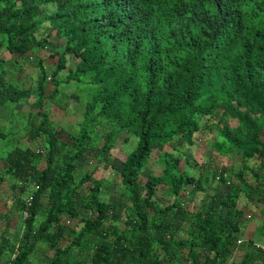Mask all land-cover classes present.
Here are the masks:
<instances>
[{
	"label": "trees",
	"instance_id": "1",
	"mask_svg": "<svg viewBox=\"0 0 264 264\" xmlns=\"http://www.w3.org/2000/svg\"><path fill=\"white\" fill-rule=\"evenodd\" d=\"M58 38L64 50L50 46ZM1 44L11 58H0V108H15L29 95L11 86L8 73L16 66L4 64L32 62L36 49L50 46L56 87L49 93L41 87L32 103L38 110L22 118V125L14 109L6 114L7 129L0 130L5 146L17 143L5 156L0 153V163L15 179L9 184L11 210L20 214L19 229L10 232L7 224L0 233V264L230 263L244 222L238 202L245 196L247 206L255 207L253 201L264 199V0H0ZM67 59L75 69L63 80L85 93L76 134L45 110L48 100L63 106L55 97L56 79ZM39 66L42 82L49 70L44 61ZM216 115L221 126L209 147L223 156L235 148L243 161L239 169L233 160L232 167L214 169L213 177L230 188L207 193L194 210L185 204L206 191L211 163L189 175L180 169L182 159L188 160L182 149L198 141L201 120ZM124 131L136 137V145L126 160H111ZM22 136L30 145H20ZM175 141L178 148L165 149ZM156 149L160 174L146 167ZM80 159L116 169L123 198L101 195L111 182L95 176L97 165L79 176L86 165ZM159 187L168 196L163 206ZM247 244L260 251L242 264H264L255 240Z\"/></svg>",
	"mask_w": 264,
	"mask_h": 264
},
{
	"label": "rangeland",
	"instance_id": "2",
	"mask_svg": "<svg viewBox=\"0 0 264 264\" xmlns=\"http://www.w3.org/2000/svg\"><path fill=\"white\" fill-rule=\"evenodd\" d=\"M48 9L52 10L54 9V5L50 4L48 5ZM43 15V14H41ZM21 18V16H20ZM20 18L18 19L17 22H19ZM49 27V26H47ZM49 29L46 31V33H48ZM60 43L63 44L64 39H60ZM57 41H55L52 45H50L51 47L56 46ZM61 46V45H60ZM63 46H66L65 44ZM62 46V48H63ZM38 51H35L36 54H39L40 51H42L41 49H36ZM49 50H51V48H49ZM46 50V51H49ZM64 50V49H62ZM4 51H6V49L4 48ZM10 53L8 52L7 55H2L1 58H10ZM34 64L36 66V64L38 65L39 60L37 61L36 59H38L39 57H34ZM48 61V60H47ZM55 59H50V62H55ZM31 63L27 62L25 60H23L22 58L19 59H13V60H8V62L6 64H4V66L6 68H14L16 70H19L20 68L24 67L26 72L24 71V74L22 75V72L19 74L18 77L15 78V76H13L12 74L8 73V78L9 80L12 79L11 81H14L13 83H11L12 87H15L17 89H20L22 91L25 90H30L28 91V94L31 96H25V101H22V118L26 117L29 113V108L31 105L30 100L33 99V97L35 95H37L39 87H40V83H41V79L40 78H36L34 80V78L37 75V71H35L33 73V77L31 76V74L29 73L30 70H33L34 68L31 67ZM31 77L32 79V86L29 88H23V86H28L31 81L28 80V78ZM46 84H49L48 82ZM59 87V92L56 93L55 97L56 100L61 103L65 108L67 105H69V108L67 109V112H65L63 114V112L60 111V113H55L52 110V106H50V109L52 110L51 112V118L53 120H58L59 123L63 124L70 132L72 133H77L78 129H79V125H80V121L83 119L82 115L84 117V113H85V107L83 106V104L81 102H74L72 101V99H68L67 97L64 96V92L67 94H71L70 91H72V89H70V91L68 89L63 88L61 85H58ZM78 88V87H77ZM52 89L53 86H52ZM75 92V91H74ZM76 95L80 98L84 97L85 93L81 92H75ZM29 101V104L27 103ZM78 104H81V106H78ZM47 106V104H46ZM12 107H10V105H8L7 108L2 107L0 108V130L1 129H7L8 127V123L3 121V117L4 115H6L7 112L12 111ZM16 119H20V116H15ZM9 118V117H8ZM219 118H222L221 115H216L215 117H211V119L209 121L206 120H201L200 122V127L201 129L195 134V139L198 140L195 142L194 146L189 147V146H185L183 147L182 151L183 154L187 155L188 160H184L182 159L181 165H180V169L184 170L186 173H188L189 175L191 173L199 175L201 172H205L206 171V165L207 162H210V168H208L211 171V175L209 176V180L210 182L208 183V185L206 186L207 189L206 191H201L195 195H193V202H186L185 205H187V207L189 208H193L194 210L197 208V203H199L200 201H202L203 197L206 196V194H224L225 192L228 191V189L230 188V186L228 185H224L221 186V184L219 183V178L217 177H213V170L214 169H220L222 166L228 165V164H232L229 160H233L235 163V167L236 169H239V167H241V162L243 161L242 156L238 153V151L233 148L229 153H227L225 156L221 155L218 150L216 148H210L209 147V142L210 140H213L214 137L212 133H216V131L218 130L217 128L220 127L218 124ZM18 122V121H17ZM22 121H20L19 124H21ZM18 124V125H19ZM231 125H236L237 124V120L236 119H232V121L230 122ZM206 125H209L212 127H215V131L213 130V128L211 130H208L209 128L206 127ZM21 128V127H20ZM22 130H24L22 128ZM21 130V131H22ZM22 134V132H20V135ZM126 133L123 132L122 136L118 139V141L116 142V146L113 149V156L114 157H119L121 159H125L126 154L128 152V149L131 148V146L129 144H125L123 143L124 140L122 139L124 137ZM18 135V134H17ZM213 137V138H212ZM28 140V138L26 136H22V142L20 143V145L22 146L26 141ZM10 142V141H8ZM17 143L15 142H10L9 144H7L5 146V142L4 141H0V153L2 156H5L7 154L8 149L6 148H13L16 146ZM166 149L169 150V152H173L172 147L166 146ZM160 151L158 149L154 150V152L151 154L148 162L146 163V167H148L149 169H151L154 173L156 174H160L163 171V165L160 164V162L157 160V157L159 156ZM84 159H80L79 162H86L85 167L82 169V173L79 176H82V174L84 173L86 168L89 169H94L95 165H97V169L95 171V176L98 178H105L107 180H109L111 182V189L109 191H103L101 193V195L109 200H113V201H117L121 198H123V195H121L122 189H123V184L121 183V179L122 177L120 176V174H118V172L115 171H106L104 170L99 164H98V160H90V161H83ZM252 165L254 167H258V164H254L252 163ZM233 166V164L231 165V167ZM234 167V168H235ZM0 175L2 176V178L4 179L0 185V233L5 231L7 228V224L8 227L10 228V232H14L17 229H19V225H20V214H18V211L13 212L11 209L13 207V192L10 188H9V184L13 183V181L15 180L13 177H11L10 174L6 173V168L3 162L0 163ZM0 176V177H1ZM143 176V175H142ZM232 177V172L227 173V179L230 180ZM247 177L248 179H250V175L249 173H247ZM144 179V178H142ZM204 181V180H203ZM205 183V182H204ZM166 188L160 187L159 188V195L160 196H164L165 198L168 197L165 194V190ZM188 190L190 189V186H188L187 188ZM262 191V190H261ZM259 190H257V192H261ZM258 194H256L257 197ZM188 197V196H187ZM186 197V198H187ZM34 199V198H33ZM170 199V198H169ZM33 201V200H32ZM31 201V203H32ZM194 201H196L197 203H195ZM249 200L247 197L243 196L241 198V201L238 202V205L240 208H245L244 204L247 203ZM167 202V201H166ZM165 202V203H166ZM225 209V208H224ZM229 208H226V210H228ZM84 213L87 215L89 213V210L84 211ZM6 214H10V217L7 218L4 215ZM68 221H74V220H68ZM76 221V219H75ZM244 226V225H243ZM264 228V227H263ZM261 236H264V229L261 231ZM257 253V251H255ZM234 256H236V254H234Z\"/></svg>",
	"mask_w": 264,
	"mask_h": 264
},
{
	"label": "clouds",
	"instance_id": "3",
	"mask_svg": "<svg viewBox=\"0 0 264 264\" xmlns=\"http://www.w3.org/2000/svg\"><path fill=\"white\" fill-rule=\"evenodd\" d=\"M60 39H63V38H58L56 41H57V44L60 46L61 45V50H62V46L65 44V43H63V44H61L60 43ZM4 48L6 49V51H4ZM49 48H50V46H48V47H46V48H41V50L42 51H40V53L39 54H36L37 56L36 57H39L38 59H36L37 61L39 60V62H38V65L36 64V66H35V64H34V59L35 58H33V60H32V62L30 61V63L32 64L31 65V67H33L34 69L33 70H30V74H31V76L33 77V73L35 72V71H37V75H36V77L34 78V80L36 79V78H40L41 79V74H40V66H39V64H40V61H44V63H45V66H47V68H48V70H49V75H48V77H47V79L46 80H44V81H42L41 82V86L39 87V90H38V93H37V95H35L34 97H33V99L32 100H30V101H32L31 102V105L29 104V101L27 102L29 105H30V108H29V113H35V112H37V110H38V108H35V107H33V105H32V103L35 101V99H36V97H38L39 96V93H40V89H41V87H44V88H46V90L48 91V93L49 92H51L53 89H52V86H53V88H55L56 87V83H54L53 82V79H52V71H53V68L51 67V64L53 63V62H50V59H52V58H49V55L51 54L50 53V50H49ZM46 50H49V51H46ZM9 51L7 50V48L5 47V45H3V44H1L0 45V58L2 57V55H7V53H8ZM11 55V54H10ZM10 58H11V56H10ZM10 58H8V59H10ZM6 59V58H5ZM48 60V61H47ZM75 60H76V62H78V60H80V58L79 57H76L75 58ZM65 67L63 68V70L60 72V73H58L59 75L57 76L58 78L56 79V81H57V83H58V81L60 82L59 84L63 87V88H65V89H68L69 91H70V89H72V91H70L71 93H75L77 90L75 89V86H74V84H72V83H67V82H65L63 79H64V77H66V75L68 74V72H69V69L71 68V69H75L74 67H75V65L73 66L72 65V61H70V59H67V63H66V65H64ZM24 71L26 72V70H25V68L24 67H22V75L24 74ZM11 74L13 75V76H15V78L16 77H18L19 76V74H17V73H15V72H11ZM67 79H68V76H67ZM28 80H30L31 81V83L28 85V86H23L22 85V87L25 89V88H29V87H31L32 86V79H31V77H29L28 78ZM12 82H14V81H12ZM49 83V84H46V83ZM27 92L28 91H30V90H26ZM75 91V92H74ZM28 96H31V95H28ZM25 97H22L21 98V101L20 102H18V104L16 105V107H17V109H19V108H22V101H25V99H24ZM80 97H78V96H76V98H74V97H71V99H72V101H74L75 103L78 101V102H81L82 103V101L79 99ZM70 99V100H71ZM83 104V106H84V103H82ZM51 105H53L52 106V110L54 111V109H57V110H59V111H61V112H66L67 111V109L69 108V105H67L66 106V108L64 107V106H62V107H60V106H58V105H55V104H53V103H50V100H48V103H47V106L45 105V110L46 111H48L47 113L49 114V117L51 118V112H52V110L50 109V106ZM78 106H81V104H78ZM13 111V110H12ZM15 111H19L20 112V119H22V110L20 109V110H15ZM55 113H56V111H54ZM215 117V116H214ZM52 119V118H51ZM14 120H19V119H14ZM53 120V119H52ZM54 122H55V120H53ZM126 134L124 135V137L122 138L123 140H124V142L123 143H125V144H129L130 146H131V148H129L128 149V152H127V154H126V157H125V159H121V158H119V157H114L112 154H113V149L115 148V146H116V143L114 144V147L111 149V160H114V159H119L120 161L119 162H121V161H124V160H126L127 159V157H128V155L130 154V152L133 150V148L135 147V145H136V142H137V139H136V137H133L128 131H124ZM123 133V132H122ZM119 139V138H118ZM43 139L42 138H40L39 140H38V143H39V147H40V145H43V141H42ZM195 141H196V139H195ZM43 142V143H42ZM210 143V142H209ZM26 145H28V144H26ZM178 145H179V143L177 142V141H175L174 143H169V144H167L166 146H169V147H172V149H173V147H176V148H178ZM166 146H165V149H166ZM187 146H189V145H187ZM39 147L37 148V151H39ZM184 147V146H183ZM189 147H192V146H189ZM230 152V151H229ZM228 152V153H229ZM104 170H106V171H109V170H111V171H115L116 169H113L111 166H104V165H100ZM12 177V176H11ZM217 178H219V176H217ZM109 181V180H108ZM110 182V181H109ZM188 186H190V189L188 190L187 188H188ZM160 188V187H159ZM191 188H192V186L190 185V184H188L187 186H186V188L184 189V191L182 192L183 194H186V197L188 196V194H189V192H190V190H191ZM158 192H159V189H158ZM122 193V192H121ZM121 195H124V194H121ZM29 198V197H28ZM27 198V199H28ZM27 199H26V201H27ZM162 199H164V197L163 196H160L159 195V193H158V201H159V204H161L162 206H163V204H164V201H162ZM243 242V240L242 239H239L238 240V243L240 244V243H242ZM256 245V244H255Z\"/></svg>",
	"mask_w": 264,
	"mask_h": 264
},
{
	"label": "crops",
	"instance_id": "4",
	"mask_svg": "<svg viewBox=\"0 0 264 264\" xmlns=\"http://www.w3.org/2000/svg\"><path fill=\"white\" fill-rule=\"evenodd\" d=\"M12 72L15 73H21L22 72V68H20L19 70L14 69ZM12 79L8 81H11ZM7 108V107H5ZM20 110L22 108L17 109V107L13 108L12 110ZM54 111H56V113H60L59 110L54 109ZM67 112V111H66ZM65 113V112H64ZM63 113V114H64ZM6 114L9 115V112H7ZM11 114V112H10ZM9 116L4 115V117L2 118L4 122L9 123L10 118H8ZM22 121V119H20ZM55 122H57V125H61V123H59L58 120L55 119ZM22 125V124H21ZM63 125V124H62ZM21 130L16 131V133H19ZM19 136V135H18ZM22 140V137H21ZM28 144L30 145L29 141L27 140L23 147ZM257 193H255L256 195ZM261 195H257V197H259ZM264 197V196H262ZM195 203H197L196 201H194ZM199 205V203H197ZM255 207H251L250 205L247 206V204H244L245 208H240L239 205L238 207L240 209H242L244 211V222L242 224V229H241V237L240 239L243 240L242 243H240L238 245V247L236 248L234 254H236V256H234L230 261L229 264H242V261L244 262L245 260L249 259L247 256L249 255L251 258H254V255L256 254L255 252V248L258 249L257 247L253 248L251 246H249L247 244V242L249 241V239H254L255 240V244H264V236H261V231L264 229V199L262 201H253L252 203ZM225 213H228L227 210ZM244 225V226H243ZM260 250L258 249L257 252H259ZM254 260H250L249 262H253Z\"/></svg>",
	"mask_w": 264,
	"mask_h": 264
},
{
	"label": "built area",
	"instance_id": "5",
	"mask_svg": "<svg viewBox=\"0 0 264 264\" xmlns=\"http://www.w3.org/2000/svg\"><path fill=\"white\" fill-rule=\"evenodd\" d=\"M34 195L33 193L30 194L29 198L27 199V203L30 205L31 201L33 200ZM25 215H27V212H25ZM260 249H262L264 251V244H256Z\"/></svg>",
	"mask_w": 264,
	"mask_h": 264
}]
</instances>
